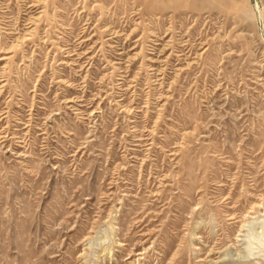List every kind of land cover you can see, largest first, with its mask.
Here are the masks:
<instances>
[{"label": "rangeland", "instance_id": "rangeland-1", "mask_svg": "<svg viewBox=\"0 0 264 264\" xmlns=\"http://www.w3.org/2000/svg\"><path fill=\"white\" fill-rule=\"evenodd\" d=\"M0 264H264V0H0Z\"/></svg>", "mask_w": 264, "mask_h": 264}]
</instances>
